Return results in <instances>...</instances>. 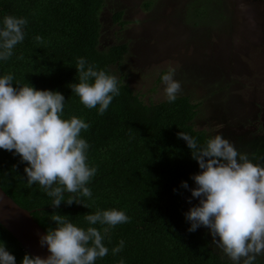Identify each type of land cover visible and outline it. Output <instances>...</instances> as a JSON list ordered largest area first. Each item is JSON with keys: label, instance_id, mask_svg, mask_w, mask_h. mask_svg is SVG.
<instances>
[{"label": "trees", "instance_id": "16d2710c", "mask_svg": "<svg viewBox=\"0 0 264 264\" xmlns=\"http://www.w3.org/2000/svg\"><path fill=\"white\" fill-rule=\"evenodd\" d=\"M105 0H0V27L7 15L27 18L25 38L13 49L8 60H0V77L11 74L13 87L29 85L38 90L58 91L65 97L63 119H83L90 128L80 138L89 144L87 163L97 169L86 185L92 197L79 196L87 205L61 203L52 207V198L38 184L28 187L19 156L0 149V187L21 207L31 211L33 219L45 230L57 225L53 212L67 215L74 225L96 227L103 234L106 225H89L84 217L100 210L123 211L130 222L111 228L103 243L109 249L95 264H233L212 243L206 227L189 232L185 213L195 187L191 176L198 174L186 141L177 137L182 131L203 146L210 136L194 127L198 104L188 96L177 95L145 102L124 75H117L129 48L127 43L102 45L100 14ZM123 11L113 12V23L124 26ZM41 36L43 44H37ZM23 59H18V57ZM84 58L95 70H104L118 78L120 94L103 115L98 108L88 109L69 87L78 83L76 63ZM186 181L189 189L181 187ZM174 189L176 191H174ZM65 200L70 194L65 193ZM124 241L117 255L112 249ZM3 241L21 264L27 253L18 241L0 225ZM240 264H243L241 261ZM254 264H264L262 256Z\"/></svg>", "mask_w": 264, "mask_h": 264}, {"label": "clouds", "instance_id": "9594fccd", "mask_svg": "<svg viewBox=\"0 0 264 264\" xmlns=\"http://www.w3.org/2000/svg\"><path fill=\"white\" fill-rule=\"evenodd\" d=\"M27 18L7 15L0 27V60H8L14 47L25 38ZM37 44H43L36 36ZM23 59V57H18ZM78 83L69 85L72 93L88 109L98 108L103 115L115 96L120 94L117 76L104 70H95L78 58L76 67ZM169 69L161 80L164 95L172 103L182 91L181 84ZM11 74L0 77V149L20 157L26 163L27 186L38 184L52 198V207L62 202L71 206L87 205L79 196L92 197L86 185L96 175L97 169L89 167L87 151L89 144L80 138L82 130L90 128L83 119L72 116L63 119L65 97L58 91L38 90L33 86L13 87ZM177 137L186 141L191 157L201 170L191 176L195 187L189 189L186 181L181 187L189 189L191 198L199 203L184 215L190 222L189 232L206 227L216 245L233 264H254L257 257L264 256V164L253 163V156L239 152L234 144L222 135L208 138L203 146L192 136L180 131ZM174 191H176L174 189ZM65 193L70 194L65 200ZM191 203V199L188 201ZM89 225H106L103 234L96 227L84 228L74 225L67 215L53 212L51 220L57 225L46 233H37L41 248L49 255L26 253L21 264H95L109 249L103 240L111 228L130 222L123 211L116 209L86 214ZM124 248V241L112 249L115 256ZM0 264H16V258L3 241H0ZM120 264H124L123 259Z\"/></svg>", "mask_w": 264, "mask_h": 264}, {"label": "rangeland", "instance_id": "374dc122", "mask_svg": "<svg viewBox=\"0 0 264 264\" xmlns=\"http://www.w3.org/2000/svg\"><path fill=\"white\" fill-rule=\"evenodd\" d=\"M100 19L102 45L128 44L117 75L142 100H164L174 70L178 95L198 104L195 129L264 164V0H105Z\"/></svg>", "mask_w": 264, "mask_h": 264}, {"label": "water", "instance_id": "95a60500", "mask_svg": "<svg viewBox=\"0 0 264 264\" xmlns=\"http://www.w3.org/2000/svg\"><path fill=\"white\" fill-rule=\"evenodd\" d=\"M0 225L4 227L30 255L42 258L49 255L47 248H41L37 233H46L33 219L31 211L21 207L0 187Z\"/></svg>", "mask_w": 264, "mask_h": 264}]
</instances>
